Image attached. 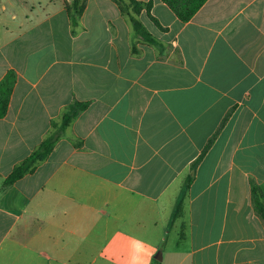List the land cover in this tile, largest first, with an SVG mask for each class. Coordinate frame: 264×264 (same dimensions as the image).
<instances>
[{
  "label": "crops",
  "instance_id": "1",
  "mask_svg": "<svg viewBox=\"0 0 264 264\" xmlns=\"http://www.w3.org/2000/svg\"><path fill=\"white\" fill-rule=\"evenodd\" d=\"M71 1L0 0V81L16 76L0 187L85 104L0 190V264H128V237L155 249L151 264L176 222L171 264H264L250 192V180L264 192V0H207L188 22L136 0L151 3L137 18L153 43L127 0H82L74 29Z\"/></svg>",
  "mask_w": 264,
  "mask_h": 264
},
{
  "label": "trees",
  "instance_id": "2",
  "mask_svg": "<svg viewBox=\"0 0 264 264\" xmlns=\"http://www.w3.org/2000/svg\"><path fill=\"white\" fill-rule=\"evenodd\" d=\"M129 6L132 8L129 14L130 22L134 31L142 37L145 41L149 43L154 42V38L148 33L142 23L138 20L137 16L141 9L145 8L149 10L151 3H142L136 0H127ZM180 20L181 22H188L198 10L205 4L207 0H161ZM64 8L70 19V24L72 29L78 26L79 18L84 9V2L82 0H72L71 3H65ZM120 10L123 9L121 8ZM156 22L154 19H152ZM74 33V31H72ZM16 80L14 72L8 71L3 79L0 81V119L3 118L8 110V105L10 101V96L12 89ZM85 104L77 103L70 108V111L62 116L61 122L59 124H52V132L48 135L40 145L19 165H17L8 177L2 183L0 190L15 183L17 180L22 178L25 174L32 172L34 168L43 162L55 147L59 136L64 130L71 124V122L78 116L79 112L83 110ZM219 131V129H218ZM218 131L209 139L205 145L202 153L199 157L192 163L191 170L194 172L196 166L207 152V150L212 145ZM192 176H188L185 181V187H188L191 183ZM250 192H251V202L254 209V213L258 218L264 223V198L262 196L261 188L250 180ZM181 202L178 203L176 208V213L174 218L177 217V212L180 210ZM160 256L154 257L151 264H159Z\"/></svg>",
  "mask_w": 264,
  "mask_h": 264
},
{
  "label": "clouds",
  "instance_id": "3",
  "mask_svg": "<svg viewBox=\"0 0 264 264\" xmlns=\"http://www.w3.org/2000/svg\"><path fill=\"white\" fill-rule=\"evenodd\" d=\"M127 260L128 264H150L155 249L142 239L128 237Z\"/></svg>",
  "mask_w": 264,
  "mask_h": 264
},
{
  "label": "rangeland",
  "instance_id": "4",
  "mask_svg": "<svg viewBox=\"0 0 264 264\" xmlns=\"http://www.w3.org/2000/svg\"><path fill=\"white\" fill-rule=\"evenodd\" d=\"M264 197V192H263ZM167 222V221H166ZM179 223H175L174 226H169L166 230V241L160 246V248L157 251V255L160 257H165V263L171 264V258H170V252L171 250H174L177 247H183V242H181L178 237L179 233Z\"/></svg>",
  "mask_w": 264,
  "mask_h": 264
}]
</instances>
